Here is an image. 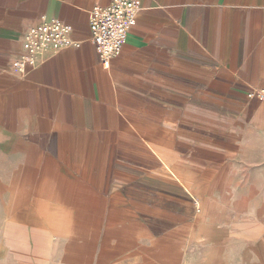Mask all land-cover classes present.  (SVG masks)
Segmentation results:
<instances>
[{
  "label": "crops",
  "instance_id": "crops-1",
  "mask_svg": "<svg viewBox=\"0 0 264 264\" xmlns=\"http://www.w3.org/2000/svg\"><path fill=\"white\" fill-rule=\"evenodd\" d=\"M112 1L0 0V264H264V0H138L104 68Z\"/></svg>",
  "mask_w": 264,
  "mask_h": 264
},
{
  "label": "built area",
  "instance_id": "built-area-1",
  "mask_svg": "<svg viewBox=\"0 0 264 264\" xmlns=\"http://www.w3.org/2000/svg\"><path fill=\"white\" fill-rule=\"evenodd\" d=\"M140 10L138 0H113L108 6H94L89 13V41L95 45L100 62L108 68L125 44L128 32L136 24ZM72 27L58 20L41 19L28 28L22 38L23 53L15 59L14 68L20 77L47 58V48L63 50L79 47L72 40ZM53 54V53H52ZM50 55V54H49ZM263 99L264 92L250 95Z\"/></svg>",
  "mask_w": 264,
  "mask_h": 264
}]
</instances>
